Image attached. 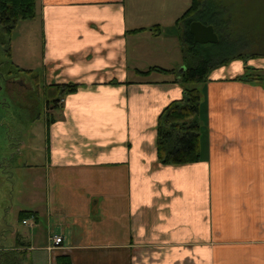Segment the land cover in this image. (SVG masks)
Returning <instances> with one entry per match:
<instances>
[{
	"label": "crops",
	"instance_id": "0c3cea01",
	"mask_svg": "<svg viewBox=\"0 0 264 264\" xmlns=\"http://www.w3.org/2000/svg\"><path fill=\"white\" fill-rule=\"evenodd\" d=\"M184 1L39 0L41 74L15 65L36 92L79 87L46 100L40 143L34 103L21 124L0 116V224L11 228L0 253L25 251L28 264L62 254L72 264H264V80L237 79L243 59L195 85L200 160L158 161L159 117L184 96ZM25 210L35 213L26 223ZM52 234L64 240L49 248Z\"/></svg>",
	"mask_w": 264,
	"mask_h": 264
},
{
	"label": "trees",
	"instance_id": "16d2710c",
	"mask_svg": "<svg viewBox=\"0 0 264 264\" xmlns=\"http://www.w3.org/2000/svg\"><path fill=\"white\" fill-rule=\"evenodd\" d=\"M38 0H0V27L10 36L18 23L23 20L33 19L36 16V4ZM210 0H191L189 7L185 10L177 22L183 24L181 38L183 42V53L185 69L178 72L175 82L184 87V96L180 100L170 103L161 113L157 126V155L161 164H186L200 160V136L201 121L199 120V107L202 98L201 90L196 84L207 80L209 73L214 68L227 64L234 59L257 58L258 54L245 56L232 54L230 56L217 58L220 54L224 36L218 29L219 22L207 18L206 11L210 8ZM199 20L204 24L214 26L219 41L216 45L206 48L200 43H194L193 35L189 32L190 24ZM5 42V39L4 41ZM215 48V50L212 49ZM9 53V51H8ZM1 69V68H0ZM22 71V69H17ZM167 72L174 70L160 69ZM30 72V71H28ZM237 79L247 82L264 80L262 70L246 64L243 76ZM79 87L75 83L59 84L56 88L61 95L73 92ZM60 99L55 100L58 104ZM32 211H21L20 219L24 220L34 216ZM23 244H26L23 242ZM26 246V245H22ZM25 251H8L0 253V264H24L26 260ZM57 264H72L67 254L56 257Z\"/></svg>",
	"mask_w": 264,
	"mask_h": 264
},
{
	"label": "rangeland",
	"instance_id": "374dc122",
	"mask_svg": "<svg viewBox=\"0 0 264 264\" xmlns=\"http://www.w3.org/2000/svg\"><path fill=\"white\" fill-rule=\"evenodd\" d=\"M38 2L39 0L37 4ZM184 2V10H186L190 5V0ZM209 3L210 8L207 9L205 16L220 23L218 29L224 36L223 45L221 49H219L220 54L217 58L230 56L232 54H242L244 57L258 54L259 56L257 58H247L245 63L249 66L261 69L264 74V0H210ZM37 4L36 12L38 7ZM177 4L179 5V3ZM14 37H12V35L8 36L0 27V68L2 67L11 75L19 76L20 74L22 76L20 79L23 80L24 84H27L34 75L41 74L42 40L38 18L20 21L14 30ZM4 39L5 42H3ZM12 40H14V43H12ZM217 43H206L201 45L210 48ZM212 49L215 50L214 47H212ZM18 61L22 64L20 65L22 67H33L35 70L33 72L34 75H32V72H28L30 70L27 69L21 68L22 71H18L17 69L20 68L15 65ZM183 62L185 65V60H183ZM42 85L43 84L37 85L39 89L35 94L27 92V89L20 88L19 86H9V94L6 93L5 88L0 90V116L1 118L6 117L9 119L8 121H10L11 124L16 121L21 124V118H25V114H22L20 111L28 102H31V104L34 103V106L36 105L38 107L40 121L37 123V126L38 131L41 133V137L40 140H37V143L42 142L44 139V121L47 115L46 107L44 106L45 102L49 100L53 105V102L60 98L61 95L57 93L55 89H52V87H48L46 92ZM13 94H16V97H12ZM32 110L35 111V109ZM11 132L16 134L13 129ZM1 137L0 129V140ZM43 159L44 156H41L40 160L43 161ZM16 202L15 194L13 203ZM10 231L11 228L9 226L0 224V246L5 245L7 241H9H6V237L1 236L3 234L8 236ZM7 238L14 239V237ZM25 261L24 264H28V260Z\"/></svg>",
	"mask_w": 264,
	"mask_h": 264
},
{
	"label": "water",
	"instance_id": "95a60500",
	"mask_svg": "<svg viewBox=\"0 0 264 264\" xmlns=\"http://www.w3.org/2000/svg\"><path fill=\"white\" fill-rule=\"evenodd\" d=\"M189 32L193 35L195 44L217 43L219 41L214 26L204 24L199 20H195L190 24Z\"/></svg>",
	"mask_w": 264,
	"mask_h": 264
},
{
	"label": "flooded vegetation",
	"instance_id": "af4514ba",
	"mask_svg": "<svg viewBox=\"0 0 264 264\" xmlns=\"http://www.w3.org/2000/svg\"><path fill=\"white\" fill-rule=\"evenodd\" d=\"M7 72H8V71H5V69H3V68L1 67V69H0V81H1L2 83H1V85H0V89L5 88L6 93L9 94V89H10V87L8 86L7 79H8L9 77H11V79H12V81H13V86H19V84H23V86H25V87H23V88L27 89V92L34 93V94H35L36 89L33 88V87H31V86L29 87L28 84H24L23 81L20 79V77H22L20 74H19V76H16V75L8 74ZM6 73H7V75H6ZM19 87H21V86H19ZM29 101H30V100H29Z\"/></svg>",
	"mask_w": 264,
	"mask_h": 264
},
{
	"label": "built area",
	"instance_id": "2783aa9c",
	"mask_svg": "<svg viewBox=\"0 0 264 264\" xmlns=\"http://www.w3.org/2000/svg\"><path fill=\"white\" fill-rule=\"evenodd\" d=\"M23 222L26 223L27 221L24 220ZM49 239L51 242V246L49 248L61 245L64 240L63 236L59 234H52Z\"/></svg>",
	"mask_w": 264,
	"mask_h": 264
},
{
	"label": "bare ground",
	"instance_id": "6f19581e",
	"mask_svg": "<svg viewBox=\"0 0 264 264\" xmlns=\"http://www.w3.org/2000/svg\"><path fill=\"white\" fill-rule=\"evenodd\" d=\"M39 95V94H38Z\"/></svg>",
	"mask_w": 264,
	"mask_h": 264
}]
</instances>
